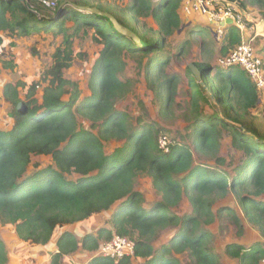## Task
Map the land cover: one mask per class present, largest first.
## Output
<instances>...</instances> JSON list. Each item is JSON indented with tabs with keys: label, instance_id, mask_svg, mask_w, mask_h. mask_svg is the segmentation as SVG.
Segmentation results:
<instances>
[{
	"label": "trees",
	"instance_id": "trees-1",
	"mask_svg": "<svg viewBox=\"0 0 264 264\" xmlns=\"http://www.w3.org/2000/svg\"><path fill=\"white\" fill-rule=\"evenodd\" d=\"M117 1L93 5L74 0L76 6L60 0L52 10L41 0H0L2 67L15 68L3 56V33L30 36L45 31L65 37V47L57 48L46 71L41 100L37 81L4 85L11 107L10 127L0 128V222L15 226L35 254L46 248L49 264H74L72 254L81 259L78 264H184L182 254L188 255L187 264H223L211 226L224 217L235 224L239 236L247 220L264 239V110L256 113L263 91L241 67L221 70L209 61L197 62L207 89L188 66L191 98L182 114L186 125L170 151H164L159 138L165 128L159 122L119 109L132 87L121 74L128 64L125 57L135 59L155 94L160 116L171 119L180 78L168 72L173 58L169 46L187 24L181 16L183 0ZM229 1L245 10L258 5L264 13V0ZM80 6L109 12L136 37ZM89 29L101 49L88 80L90 94L83 96L80 83L66 77V71L79 56L73 36ZM190 36H196L193 29ZM240 42L238 28L231 25L218 42L220 52L228 55ZM192 45L191 37L182 40L176 56L185 55ZM207 45L201 41L205 52ZM21 103L27 111L20 109ZM225 136L232 138L236 152L232 161L221 154ZM112 141L117 146L108 152ZM35 155L51 156L55 165H35L29 171ZM140 176L152 179L157 198L136 188ZM231 195L239 206L221 203ZM184 198L191 207L182 212ZM102 214L110 216L108 226H92L93 220L102 222ZM117 235L136 241L135 257L117 260L99 253ZM225 251L238 264H264V240L252 245L232 241ZM9 261L0 236V264Z\"/></svg>",
	"mask_w": 264,
	"mask_h": 264
},
{
	"label": "rangeland",
	"instance_id": "rangeland-1",
	"mask_svg": "<svg viewBox=\"0 0 264 264\" xmlns=\"http://www.w3.org/2000/svg\"><path fill=\"white\" fill-rule=\"evenodd\" d=\"M60 2V0H57ZM67 3L69 0H63ZM90 1L93 5H98V1ZM129 4L130 0H125ZM75 4V3H74ZM248 10L243 9L246 13L251 24L255 26V23L259 21H264V13L258 5H249ZM188 17L182 12L181 16ZM184 19L187 24L183 27L184 29L177 33L171 39V45L169 46L170 51H172L171 56L172 62L168 67V72L171 74H178L179 81V95L177 96V101L173 105V114L171 119H165L159 114V106L155 100V94L147 86L145 79L144 69L140 71L138 63L135 59L131 57H125L127 61V67L124 72H122V77L124 79H130L132 81V87L127 94L126 98L119 102L118 107L121 110H128L134 116H144L147 121L159 122L165 130L162 135H167L172 143H174V138L179 137L178 131L184 129L186 123L183 120L182 114L185 108L188 106L191 93L188 88L189 76L187 74V67L192 62L209 61L213 66H218L219 59L223 55L220 52L218 42H214L211 45V40L214 37L212 25L200 17ZM193 22L192 24H189ZM149 25L157 27V24L149 19ZM69 24H72L70 22ZM191 27V28H190ZM193 29L195 37L190 36V30ZM93 30H81L78 34L73 36V47L79 56L74 60L73 65L66 71V77L72 80H76L80 83V88L83 91V96L90 94V89L88 87V80L93 69L94 63L99 56L101 45L93 40ZM5 36V47L4 58L12 61L15 64V68H4L0 63L2 68L0 71V128L9 126L7 124L8 113L10 111V103L5 100L3 91L4 85L8 82H17L18 80L26 81L28 84L32 82H39L37 97L41 100L44 87L47 85L45 81V75L47 69L51 66L53 62V54L56 52L57 48L65 47V37L63 34H57L53 32H38L33 33L30 36H19L17 34L3 33ZM191 37L193 45L187 53L183 56H176L178 45L186 38ZM201 41H206L209 43L207 45V51H204L203 46H201ZM259 41V42H258ZM264 38H259L256 42V46L263 42ZM264 43V42H263ZM257 46V47H258ZM224 70L222 67H218ZM21 95L24 98V90L20 88ZM69 95H66L67 99ZM141 102L145 105V110L141 106ZM264 110V92H262L261 105L256 111L258 115H262ZM82 121V120H81ZM90 123L86 122V127L89 128ZM10 127V126H9ZM115 142L107 143V151L111 152L116 148ZM235 150L232 146V138L230 136H225L222 140V150L221 154L226 156L228 160H234ZM35 165L40 167H47L50 165H55L51 156H33L32 163L30 165L29 171L35 169ZM71 178H77L78 174H72ZM136 188L142 191L146 197L157 198V192L153 185L152 179L147 176H140L136 181ZM237 199L231 195L227 197L221 203L236 206L238 205ZM239 206V205H238ZM189 201L184 198L179 211L185 212L190 208ZM239 212L242 217L244 214L241 207H239ZM102 222L97 223L95 220L91 222L92 226L106 225L108 226L110 216L107 214H102ZM76 226H73L75 228ZM214 235L213 246L216 248L218 253L222 257L223 264H238V262L230 258L225 251V246L227 243L232 241H238L246 245H252L257 241L264 240L259 231L245 220V230L242 236L237 234V227L229 219L224 217L221 221L211 226ZM166 233V231H165ZM0 236L6 241L8 246V251L10 255L9 264H49L51 259L47 256L50 253L46 248L44 251L37 252L35 254L31 250V245L24 243L16 234L15 226L5 225L0 222ZM159 241H162L164 234L159 235ZM43 249V247H42ZM92 253H89L91 255ZM71 262L74 264L80 263L81 259L72 254ZM184 264L189 261L187 254L179 255ZM79 259V260H78Z\"/></svg>",
	"mask_w": 264,
	"mask_h": 264
},
{
	"label": "built area",
	"instance_id": "built-area-1",
	"mask_svg": "<svg viewBox=\"0 0 264 264\" xmlns=\"http://www.w3.org/2000/svg\"><path fill=\"white\" fill-rule=\"evenodd\" d=\"M44 7L55 10L57 0H41ZM182 12L188 17L200 16L213 27L215 39L222 41L229 26L234 25L241 34V42L230 51L228 55L219 59L218 66L228 69L238 66L246 70L259 90H264L263 56L259 53L256 41L259 35L248 19L244 10L237 2L229 0H183ZM233 20V24L227 22ZM172 141L167 135L159 138L160 147L169 152ZM101 255L113 259H122L125 256L135 257L136 241L127 236H115L111 241L105 242L99 252Z\"/></svg>",
	"mask_w": 264,
	"mask_h": 264
},
{
	"label": "water",
	"instance_id": "water-1",
	"mask_svg": "<svg viewBox=\"0 0 264 264\" xmlns=\"http://www.w3.org/2000/svg\"><path fill=\"white\" fill-rule=\"evenodd\" d=\"M67 4H68V3H67ZM67 4L65 3V6H66ZM74 5H76V4H74ZM76 6H77V5H76ZM80 8H81L82 10H84V11H89V12H92V13H97V14H100V15L106 16L107 18H109V19L113 22V24H114V26H115L116 29H118V30H120V31H123V32H125V33H128V34H130V35L136 37L135 34H134L131 30H129V29H127L126 27H124V26H123V25L117 20V18H116L115 16H113L112 14H110L109 12L102 11L101 9H99V8H97V7H94V6H80ZM227 22H228L229 24H233V20H232V19H228ZM183 29H184V27H182V28L180 29V31H182ZM189 66H190L192 72L194 73L195 77L197 78V80H198L203 86H205L207 89H209L208 85L206 84V82H205V80H204V78H205V72H204V69L201 67V65H200L199 63H197V62H192ZM20 109H21L22 111H27V110H28V107H27V105H26L25 103H21V104H20Z\"/></svg>",
	"mask_w": 264,
	"mask_h": 264
},
{
	"label": "crops",
	"instance_id": "crops-1",
	"mask_svg": "<svg viewBox=\"0 0 264 264\" xmlns=\"http://www.w3.org/2000/svg\"><path fill=\"white\" fill-rule=\"evenodd\" d=\"M92 1H98L99 3H105V2L117 3L118 2L117 0H92ZM68 2L73 3V4L75 3L74 0H69ZM182 17H183V19L188 18V20H191V19H189V17H185L183 15H182ZM195 17H200V16H194V17H190V18H195ZM200 18H202V17H200ZM193 22L190 21L189 24H193ZM254 31L259 35L258 39L264 38V21L261 20V21L255 23ZM213 38L215 39V37H213ZM215 41L218 42L216 39H215ZM263 42H260L259 46L258 45L257 46L259 49V53L264 57V43ZM201 62H204V61H201ZM262 91L264 92V90H262Z\"/></svg>",
	"mask_w": 264,
	"mask_h": 264
}]
</instances>
